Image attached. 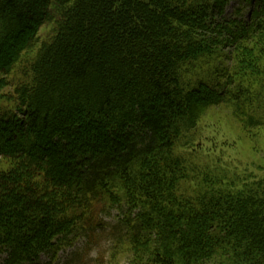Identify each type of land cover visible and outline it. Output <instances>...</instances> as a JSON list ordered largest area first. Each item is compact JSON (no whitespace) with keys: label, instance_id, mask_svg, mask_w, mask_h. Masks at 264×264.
Here are the masks:
<instances>
[{"label":"trees","instance_id":"16d2710c","mask_svg":"<svg viewBox=\"0 0 264 264\" xmlns=\"http://www.w3.org/2000/svg\"><path fill=\"white\" fill-rule=\"evenodd\" d=\"M230 1L0 0L3 264L113 210L129 264H264V179L224 183L197 129L262 73L264 0L219 21Z\"/></svg>","mask_w":264,"mask_h":264},{"label":"rangeland","instance_id":"374dc122","mask_svg":"<svg viewBox=\"0 0 264 264\" xmlns=\"http://www.w3.org/2000/svg\"><path fill=\"white\" fill-rule=\"evenodd\" d=\"M248 5L232 0L219 21L241 20L247 17ZM227 50L224 51V53ZM217 63V62H215ZM264 59L257 65L259 75L238 76L236 91L232 89L230 103L210 108L198 122L199 141L204 154L212 157L215 176L234 188L243 183L264 179ZM198 71L197 78L217 81L213 68ZM235 81V83H236ZM207 82V81H206ZM213 82V81H212ZM197 131V130H196ZM117 211L103 214L106 229L85 233L63 245L54 254H43L42 263L48 264H129L115 247L112 230ZM4 255L0 257L3 264Z\"/></svg>","mask_w":264,"mask_h":264}]
</instances>
